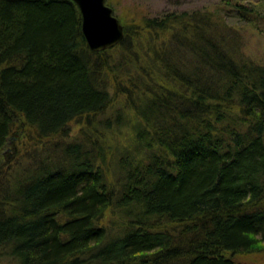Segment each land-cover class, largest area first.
<instances>
[{"label":"trees","instance_id":"trees-1","mask_svg":"<svg viewBox=\"0 0 264 264\" xmlns=\"http://www.w3.org/2000/svg\"><path fill=\"white\" fill-rule=\"evenodd\" d=\"M222 13L94 53L73 1L0 0V264L264 255V61Z\"/></svg>","mask_w":264,"mask_h":264},{"label":"rangeland","instance_id":"rangeland-1","mask_svg":"<svg viewBox=\"0 0 264 264\" xmlns=\"http://www.w3.org/2000/svg\"><path fill=\"white\" fill-rule=\"evenodd\" d=\"M109 7L112 8L115 17H117L125 28L128 26L137 27V31L145 25L144 19L158 17L160 15L193 12L209 13L220 12L225 19L227 26L233 27L237 33L236 38L242 45L245 55L256 62L264 61V0H229L238 1L244 6L257 10L254 24H246L236 17L229 8L225 10L222 0H106ZM142 41V40H141ZM119 106L116 105L115 108ZM71 137L75 136L78 126L72 123ZM128 130L123 129L122 135H128ZM128 140V138H127ZM120 141V139L118 140ZM115 142V141H114ZM264 253V251H263ZM239 264H264V255H251L247 258L236 257Z\"/></svg>","mask_w":264,"mask_h":264},{"label":"water","instance_id":"water-1","mask_svg":"<svg viewBox=\"0 0 264 264\" xmlns=\"http://www.w3.org/2000/svg\"><path fill=\"white\" fill-rule=\"evenodd\" d=\"M82 17V34L89 49L96 53L118 46L123 40L124 25L115 17L106 0H70Z\"/></svg>","mask_w":264,"mask_h":264}]
</instances>
